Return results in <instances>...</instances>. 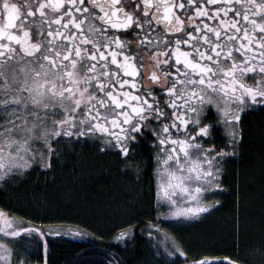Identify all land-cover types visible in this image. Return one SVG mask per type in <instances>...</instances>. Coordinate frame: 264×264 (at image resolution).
<instances>
[{
	"label": "snow or ice",
	"instance_id": "snow-or-ice-1",
	"mask_svg": "<svg viewBox=\"0 0 264 264\" xmlns=\"http://www.w3.org/2000/svg\"><path fill=\"white\" fill-rule=\"evenodd\" d=\"M256 105L264 0H0V180L50 167L65 137L99 134L125 161L147 141L157 201L199 215ZM24 223L0 208V264H27L22 234L46 235Z\"/></svg>",
	"mask_w": 264,
	"mask_h": 264
},
{
	"label": "trees",
	"instance_id": "trees-1",
	"mask_svg": "<svg viewBox=\"0 0 264 264\" xmlns=\"http://www.w3.org/2000/svg\"><path fill=\"white\" fill-rule=\"evenodd\" d=\"M254 123L242 159L232 162L222 179L220 203L197 220L159 225L174 237L183 256L167 255L156 239L160 232L151 225L162 219L147 171L137 173L134 182L119 168L70 159L49 176L3 188L0 208L32 223L62 222L88 229V236L47 237V264H193L204 257L215 264L222 258L264 264V117ZM127 228L133 234L117 239Z\"/></svg>",
	"mask_w": 264,
	"mask_h": 264
},
{
	"label": "flooded vegetation",
	"instance_id": "flooded-vegetation-1",
	"mask_svg": "<svg viewBox=\"0 0 264 264\" xmlns=\"http://www.w3.org/2000/svg\"><path fill=\"white\" fill-rule=\"evenodd\" d=\"M264 117V106L256 105L251 109H246L245 113L242 114V119L240 122L241 137L237 141L235 147L229 145L226 149L227 155L220 161L218 167H220L219 183L221 187L214 188L217 190L218 199L214 202L220 203V194L223 192L225 186L222 185V179L228 174L229 166L234 161H240L243 156V151L246 148V142L249 136L253 135L255 128L254 120L262 119ZM215 135V134H214ZM219 136L227 139V132L221 127ZM223 143L219 138L213 143ZM137 156L135 160L125 161L122 155H118L119 149L116 148H106L104 146L103 137L99 136H80V137H65L64 142L59 146V154L52 158L50 167H42L40 164L34 163L30 169H26L23 173L13 174L15 178L5 177L4 180H0V191L3 188H13L14 186L21 187L25 179L29 177H46L55 171V167L66 166L70 159H81L84 163H90L93 167H110L119 168L121 171L126 172L129 175L131 172L141 173L142 171H147L149 173L150 184L152 188H155V178L152 174L153 165L149 163L151 160L150 152L152 151L147 143L144 141L140 145L136 146ZM144 161V166L142 170H138L135 165L140 160ZM144 168V169H143ZM128 178H131L130 175ZM133 179V178H131ZM7 181V182H5ZM155 192V191H154ZM156 196V195H155ZM217 203L216 205H218Z\"/></svg>",
	"mask_w": 264,
	"mask_h": 264
},
{
	"label": "rangeland",
	"instance_id": "rangeland-1",
	"mask_svg": "<svg viewBox=\"0 0 264 264\" xmlns=\"http://www.w3.org/2000/svg\"><path fill=\"white\" fill-rule=\"evenodd\" d=\"M123 175H126L127 173L124 171H121ZM130 177L133 178L134 182H137V173L131 172ZM137 184V183H135ZM151 186L154 187L153 184ZM155 191V188H153ZM217 190L214 188H209L202 197V203L204 206L211 205V207H207V212L209 209H213L216 206L215 199H218ZM156 202L158 204V210H159V218L162 219L161 222L158 224L161 226H165L166 224H180L183 222L191 221V220H197L200 217H202V214L205 212L200 213L199 215L195 216H171L169 215L170 211V205L166 200H160ZM7 211V210H6ZM14 214V213H12ZM15 215V214H14ZM19 220L21 221H27L28 223H24V227H28L29 223L32 227L40 228L42 231L46 233L44 237H40L38 234L35 233H26L22 234V239H20L19 245H16L20 251V254L26 259L27 264H44V258L46 256V249L44 247V241H46L47 237L49 236H57V235H64V236H88L89 233L87 228H80L78 226L69 225L68 223H56V222H30L27 219L23 218L22 216L15 215ZM92 218V217H90ZM89 219V217H87ZM89 223V226L93 225L91 219L87 221ZM98 226V224H95ZM160 228V227H159ZM160 236L158 238L160 241V247L162 250L169 256H176V254H181L183 256L182 248L179 246V244L175 241L174 237L170 235L165 228L160 229ZM86 231V232H85ZM167 237V239L165 238ZM175 252V255H171L170 253ZM43 257V258H42Z\"/></svg>",
	"mask_w": 264,
	"mask_h": 264
},
{
	"label": "water",
	"instance_id": "water-1",
	"mask_svg": "<svg viewBox=\"0 0 264 264\" xmlns=\"http://www.w3.org/2000/svg\"><path fill=\"white\" fill-rule=\"evenodd\" d=\"M227 260V259H226Z\"/></svg>",
	"mask_w": 264,
	"mask_h": 264
}]
</instances>
